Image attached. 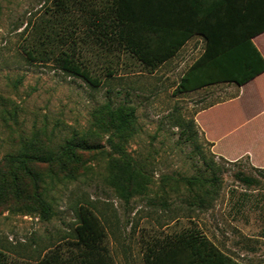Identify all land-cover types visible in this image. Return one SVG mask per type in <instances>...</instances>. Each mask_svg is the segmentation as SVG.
I'll return each mask as SVG.
<instances>
[{"label":"rangeland","instance_id":"rangeland-1","mask_svg":"<svg viewBox=\"0 0 264 264\" xmlns=\"http://www.w3.org/2000/svg\"><path fill=\"white\" fill-rule=\"evenodd\" d=\"M58 2L0 0V157L34 135L39 146L58 155L29 165L43 178L42 196H0L5 264H39L51 252L62 264L72 261L79 253L73 239L79 205L100 218L111 264H145L156 239L185 227L205 234L238 262L264 264V170L247 156L217 155L199 132L196 140L185 139L176 124L236 91L212 84L173 94L202 49L200 41L193 38L173 61L151 72L128 52L95 42L91 18L103 14L111 0L65 1L68 12ZM33 25L66 37L63 46L69 44L100 84L92 86L52 62L28 59L22 46L37 36H30ZM246 101L213 107L199 119L212 137L220 128L240 126L223 139L226 147L261 150L264 120L250 116L257 105ZM67 140L98 147L69 150ZM237 171L256 177L257 184L247 187L235 178ZM211 172L218 177L215 193L203 207L188 206L186 179ZM24 181L31 184L26 175Z\"/></svg>","mask_w":264,"mask_h":264},{"label":"trees","instance_id":"trees-1","mask_svg":"<svg viewBox=\"0 0 264 264\" xmlns=\"http://www.w3.org/2000/svg\"><path fill=\"white\" fill-rule=\"evenodd\" d=\"M65 1L69 2L59 0L58 7L60 11L68 12L70 7ZM105 8L103 14L95 13L96 10L92 12V15L96 14L90 22L95 42L106 48L112 46L128 52L151 72L174 55L192 35L198 34L203 38L202 51L183 70L173 89L174 95L219 82L242 85L264 71V57L253 41L255 36L264 32V0H111ZM33 31L37 36L22 46L28 59L52 62L62 71L92 86L100 84V79L90 73L69 44L63 46L68 40L66 37L59 38L55 29L45 32L41 25H33L30 36ZM7 114L12 115L13 111H7ZM127 122L124 118L120 120L123 125ZM176 124L181 127L180 132L185 139L192 141L198 138L194 117L179 119ZM64 147L71 150L98 146L84 140H67ZM57 156L49 148L39 146L35 135L19 139L16 148L0 157V196H42L43 178L29 165L50 163ZM207 167L212 169L210 164ZM255 169L264 170L261 167ZM21 171L31 180L30 185L26 186ZM211 173L186 179L192 192L185 199L188 206L203 207L205 197H212L215 193L218 177ZM235 178L247 187L258 182L256 177L243 171H237ZM104 238L105 229L98 215L89 207L79 205L73 238L79 253L67 264H111L103 245ZM52 253L39 260V264H62L63 260H57ZM144 263L248 264L222 252L197 229L186 227L156 239L147 248ZM0 264H5L2 252Z\"/></svg>","mask_w":264,"mask_h":264},{"label":"crops","instance_id":"crops-1","mask_svg":"<svg viewBox=\"0 0 264 264\" xmlns=\"http://www.w3.org/2000/svg\"><path fill=\"white\" fill-rule=\"evenodd\" d=\"M193 38L198 39L200 41V43L202 44V48H203V45H204L203 38L198 34H194L186 40V42L178 49V51H176V53L174 55H172L168 60H166L161 65L167 63L170 60L173 61L177 57V55L180 53V51L183 49V47H185L191 40H193ZM256 39H258L257 42H255ZM253 41L256 43L255 45L258 46V48L260 50L262 49L261 52L263 53L264 52V32L255 36L253 38ZM201 51H202V49L200 50V52ZM262 55L264 57V53ZM196 56H195V58H196ZM215 84H224L226 86H235L236 91H232V94L227 96L225 99L216 100L215 102L210 103V104L206 105L205 107H201L200 109L195 111L193 117H194V120H195L196 125L198 127L199 133L208 142L212 143L211 146L213 148V151L217 155L222 156L223 158H225L227 160H237L241 157L247 156L249 161L251 162V164L253 166L264 168V147L261 150L260 149L258 150L259 146H257V147L252 146V147H247V148H243V149L238 150V149H235L233 146L226 147L222 143L223 139L230 137L231 135H233L235 132H237L239 130V127H240L239 125L220 128L216 137H212L211 132H210V126L203 124L202 122H200V119H199L200 115H202L203 113H206V111L210 110L213 107L221 106V105L227 104V103H232V105H236V104L243 102L244 98L246 97L247 98L246 102L252 101L257 105L256 108H254L253 111L249 113L250 116H252V118H254V119L260 118V119L264 120V71L257 74L252 79H250L249 81L245 82L242 85H237L234 82H219V83H215ZM246 87H252V89L247 94L245 92ZM202 88H204V87H202ZM199 89H201V88H199ZM196 90H198V89H196ZM196 90H192L189 92H193ZM184 94H186V93H184ZM259 103L261 105H259ZM257 152H259V156L257 155Z\"/></svg>","mask_w":264,"mask_h":264}]
</instances>
